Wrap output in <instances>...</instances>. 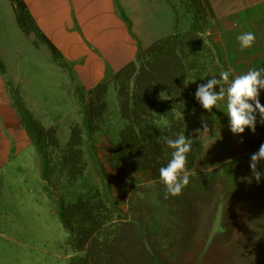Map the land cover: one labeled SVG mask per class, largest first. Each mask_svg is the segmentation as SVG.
Listing matches in <instances>:
<instances>
[{
    "label": "trees",
    "instance_id": "trees-1",
    "mask_svg": "<svg viewBox=\"0 0 264 264\" xmlns=\"http://www.w3.org/2000/svg\"><path fill=\"white\" fill-rule=\"evenodd\" d=\"M8 1L21 32L26 37L32 35L34 45H45L53 59L67 67L62 53L39 30L23 0ZM181 4L190 16L187 30H175L138 48L133 60L115 71L106 69L103 78L88 88L75 86L73 94L80 121L70 124L63 147L56 127L43 126L25 105L18 89L6 82L18 122L35 149L42 188L67 234L66 245L73 252L69 264H139V255L144 261L162 264L153 253L154 239L150 234H163L168 243L174 244L175 237L187 227L190 210L210 199L217 186L223 198L244 189L248 192L245 197L264 199V180L258 184L249 169L252 153L211 170L195 172L204 143L190 131L187 121L196 105L190 84L194 74L221 63V56L209 33L215 19L209 0H181ZM259 65H264V53L250 62V67ZM5 73L0 58V74ZM261 95L264 98V92ZM247 132L254 152L258 151L264 142V127L257 124L255 134ZM175 133H184L191 141L186 165L191 175L180 195L165 199L159 169L167 164L172 150L162 137L175 138ZM98 137L106 138L111 171L148 174L156 190V211L165 213L166 221L159 214L145 215L143 219L121 208L100 163ZM54 150H58L55 162ZM88 160L95 168L97 181L93 183L86 182ZM258 168H264V164H258ZM53 174L63 177L65 185L79 183V189L56 195L51 185ZM122 249L126 250L125 258Z\"/></svg>",
    "mask_w": 264,
    "mask_h": 264
},
{
    "label": "rangeland",
    "instance_id": "rangeland-1",
    "mask_svg": "<svg viewBox=\"0 0 264 264\" xmlns=\"http://www.w3.org/2000/svg\"><path fill=\"white\" fill-rule=\"evenodd\" d=\"M32 39V35L26 37L17 26L9 1L0 0V58L6 68V73L0 74V264H69L73 252L66 245L67 234L42 188L35 149L18 122L6 82L18 89L25 105L43 126L56 127L62 147L70 124L80 121L73 94L75 86L86 85L75 64L64 59L68 66L62 67L45 45L36 46ZM224 106L220 115L210 112L199 115L195 105L187 115L190 131L204 143L198 159L199 163L203 160L199 172L254 152L246 129L241 135L229 131L226 103ZM96 143L114 195L124 199V211L143 219L145 215L159 214L166 221L165 213L156 211L153 184L144 183L148 174L111 171L106 158V138L98 137ZM57 156L58 150H54V162ZM86 178L87 183L97 181L91 160ZM51 185L56 195L80 186L77 182L65 185L63 177L56 174ZM219 189L217 186L210 199L190 210L187 227L175 237L174 244L168 243L163 234H150L157 262L264 264V199H249L244 189L223 198ZM125 252L122 249L124 258ZM138 258L139 264H155L144 261L140 255Z\"/></svg>",
    "mask_w": 264,
    "mask_h": 264
},
{
    "label": "crops",
    "instance_id": "crops-1",
    "mask_svg": "<svg viewBox=\"0 0 264 264\" xmlns=\"http://www.w3.org/2000/svg\"><path fill=\"white\" fill-rule=\"evenodd\" d=\"M23 2L39 30L68 63L75 64L76 72L87 88L100 81L106 69L115 71L133 60L138 48L190 26V16L184 11L181 0ZM209 2L215 14L209 33L218 47L221 63H214L206 71L193 75L190 84L193 94L197 84L211 76L218 77L223 67L234 70V75L246 72L252 58L264 52V0ZM246 31L253 32L256 40L251 47L242 50L236 37ZM260 101L264 104L262 95ZM224 103L226 101L223 104L218 102L210 114L220 115ZM196 107L199 115L209 113L197 102ZM202 163L203 160L196 163L195 172H199ZM144 183L153 182L146 178ZM118 200L124 210V199L120 197Z\"/></svg>",
    "mask_w": 264,
    "mask_h": 264
},
{
    "label": "clouds",
    "instance_id": "clouds-1",
    "mask_svg": "<svg viewBox=\"0 0 264 264\" xmlns=\"http://www.w3.org/2000/svg\"><path fill=\"white\" fill-rule=\"evenodd\" d=\"M241 49L249 48L256 40L251 31L237 34ZM234 70H222L219 76H211L197 84L194 99L200 107L211 112L218 102L226 99V117L228 128L232 134L241 135L247 129L255 134L257 124L264 126V104L260 95L264 92V65L249 67L246 72L234 75ZM230 77H232L230 79ZM207 125H204L206 128ZM175 138L162 137L167 148L171 149V158L165 166L159 169V179L166 189L168 196H178L187 187L191 172L187 168L188 153L192 149L191 141L184 133H175ZM264 142L258 151L249 158V169L252 178L259 184L264 180Z\"/></svg>",
    "mask_w": 264,
    "mask_h": 264
}]
</instances>
